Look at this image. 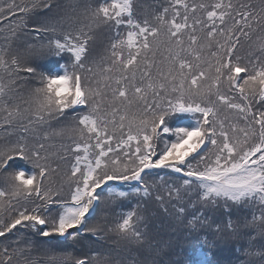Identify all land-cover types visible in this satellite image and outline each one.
Returning <instances> with one entry per match:
<instances>
[{"label":"snow or ice","instance_id":"snow-or-ice-1","mask_svg":"<svg viewBox=\"0 0 264 264\" xmlns=\"http://www.w3.org/2000/svg\"><path fill=\"white\" fill-rule=\"evenodd\" d=\"M154 21L137 0H0V264H149L52 246H143L161 188L225 212L220 239L248 241L238 264H264V0H169ZM102 206L127 211L97 222Z\"/></svg>","mask_w":264,"mask_h":264},{"label":"trees","instance_id":"trees-1","mask_svg":"<svg viewBox=\"0 0 264 264\" xmlns=\"http://www.w3.org/2000/svg\"><path fill=\"white\" fill-rule=\"evenodd\" d=\"M81 0H61V3H67L71 6L72 3H80ZM88 3L95 7L103 0H87ZM169 0H137V18L143 20L147 17L150 21H154V17L159 14L163 7L168 5ZM189 2H197V0H189ZM103 41L98 52L99 56H106L108 44L114 36V31L109 32L107 29L100 30ZM123 35V32H122ZM105 38V39H104ZM25 41L32 39L31 35L22 36ZM2 42V41H0ZM56 58H51L52 66L55 67ZM23 90V89H22ZM65 144H70L71 140L66 136L63 141ZM71 163V154L69 160L62 162V168L65 172L68 171ZM182 195H184L182 193ZM163 201H154L155 196L147 199L141 203V212L144 219L141 224V229L146 233V241L143 246H127L123 242H118L111 234L105 236L103 239L93 238L90 234H85L78 237L77 241H67L53 245L55 251L60 253H71L72 257H80L84 255H96L97 253L102 256L110 254L113 258L140 259L141 261L147 260L155 261V264H204L205 259H211L213 264H222L219 257L223 253H227L228 258H224L225 262H237L238 258L242 257L240 251L248 241L244 237H233L229 240H221L219 234L216 233V228L224 227L225 222L229 219L228 215L220 209L215 211L203 208L199 203L196 207H192V202L195 199L184 196V199L177 202L176 199L169 200L167 196ZM183 206L186 212L183 216H178L176 207ZM167 209V211H165ZM127 211L126 208L104 207L98 212L96 220L98 222L114 221L118 219L119 213ZM200 212L208 217V224L196 228L193 227L189 221L199 222L202 218ZM259 212L256 207H249L245 209H237L232 213V222L238 223L239 221L250 216L251 213ZM207 237V240H206ZM183 239L184 242H181ZM214 240L217 244L215 248H211V255L209 253V241ZM189 246L191 248H189ZM164 257H169L165 260ZM227 259V260H226ZM129 264L132 261L129 260ZM242 264V260L240 261Z\"/></svg>","mask_w":264,"mask_h":264},{"label":"rangeland","instance_id":"rangeland-1","mask_svg":"<svg viewBox=\"0 0 264 264\" xmlns=\"http://www.w3.org/2000/svg\"><path fill=\"white\" fill-rule=\"evenodd\" d=\"M104 39H105V38H104ZM99 48H100V47H98V48L95 50V54L98 52ZM104 51H105V50H104ZM105 52H106V51H105ZM96 55H97V54H96ZM97 56H99V55H97ZM105 63H107V61H105ZM173 177H174V179H175V174H173ZM175 182H176L177 184L179 183L178 180H176ZM160 195H162V196H164V197L166 196V194L164 193V191H163L162 188L160 189ZM153 196H155V194H154ZM165 198H166V197H165ZM188 198H190V199H195V200H196V193L193 192V193L189 194V195H188ZM154 201H157V200H154ZM157 202H160V201H157ZM113 207H114V206H113ZM115 208H116V207H115ZM99 213H100V212H99ZM96 221H97V220H96ZM97 222H98V221H97ZM180 241H181V242H184L183 239H180ZM189 248H191V247L189 246ZM167 258H169V257H164L163 260H165V259H167ZM224 258H228V260H230L228 254H227L226 252L223 253V254H221V256L219 257L220 262H221L222 264H238L237 262H232V263L225 262ZM226 260H227V259H226ZM149 264H150V261H149ZM164 264H165V262H164ZM166 264H168V263L166 262Z\"/></svg>","mask_w":264,"mask_h":264}]
</instances>
